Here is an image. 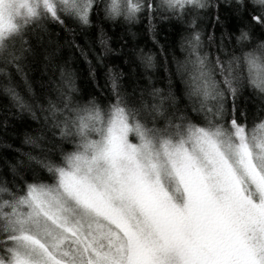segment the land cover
<instances>
[{
    "label": "snow or ice",
    "instance_id": "1",
    "mask_svg": "<svg viewBox=\"0 0 264 264\" xmlns=\"http://www.w3.org/2000/svg\"><path fill=\"white\" fill-rule=\"evenodd\" d=\"M0 96V264H264V0H0Z\"/></svg>",
    "mask_w": 264,
    "mask_h": 264
},
{
    "label": "trees",
    "instance_id": "2",
    "mask_svg": "<svg viewBox=\"0 0 264 264\" xmlns=\"http://www.w3.org/2000/svg\"><path fill=\"white\" fill-rule=\"evenodd\" d=\"M157 29L159 31L161 42L163 43V36L170 32L171 29L168 28L167 25L164 24H157ZM104 31L109 39V46L114 49L112 62L117 65L123 66V70L125 73L129 72L131 69L134 74H138L142 72L143 69L139 68L138 62L137 64H132L131 61L135 58L134 57V50L139 51L143 49L145 53H151L154 56L157 55L158 50L153 48L151 40L148 39L146 34V28L144 24L134 25L131 27L130 31L132 33H136L135 39H133L130 35L127 34V26H122L121 24H107L104 26ZM96 34V23L94 21L92 29L89 30V35L87 38V43L91 46L92 38ZM123 37V39H120ZM127 41V43H125ZM79 42L84 44L85 38H80ZM123 45L122 54L117 55L115 53L116 49H120ZM167 47V44L165 45ZM99 43L95 44V49H99ZM177 53L179 49L176 50ZM91 58V56L89 57ZM125 61H129V63H125ZM70 62L73 65V68L78 71V80L77 83L79 86L84 88H90V85L87 82L86 77V65L84 63L83 58L76 53L75 55L70 54ZM160 58L157 57V68L154 69V75L158 81H161L163 78V69L159 67ZM42 75V69L36 70L32 69L28 71V77L31 80L36 79ZM39 87V84H34V90ZM18 91L21 92L22 95H26L24 91L23 84L21 83ZM5 100L3 96H0V108L4 105ZM29 123L28 118L25 116L23 120H17V123L13 126L14 130L9 134L8 138L5 139L4 137L0 136V171L3 170L4 163L6 160H10L12 157L16 155L15 149H20L21 151H27V147L23 145V132L27 130L26 124ZM6 144H10L12 146L11 149L5 147Z\"/></svg>",
    "mask_w": 264,
    "mask_h": 264
}]
</instances>
